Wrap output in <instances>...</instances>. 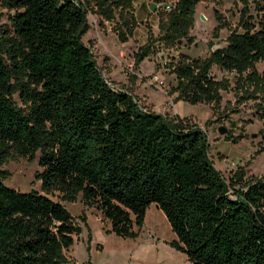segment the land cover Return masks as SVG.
<instances>
[{"label": "trees", "instance_id": "trees-1", "mask_svg": "<svg viewBox=\"0 0 264 264\" xmlns=\"http://www.w3.org/2000/svg\"><path fill=\"white\" fill-rule=\"evenodd\" d=\"M148 1L160 7L158 34L148 31L135 65L156 48L191 45L196 5L214 0ZM134 2L0 0L10 13L0 26V166L23 158L40 168V190L29 192L6 186L0 170V264H71L65 253L78 226L62 202L78 196L119 238L135 239L154 204L175 235L170 245L192 264H264V176L242 166L224 178L204 130L142 106L103 76L82 42L92 14L127 43L138 26ZM240 3L225 46L167 65L175 81L167 94L215 114L231 93L230 112L250 103L264 126V0ZM216 20L213 39L226 27ZM240 130L225 141L237 144Z\"/></svg>", "mask_w": 264, "mask_h": 264}, {"label": "rangeland", "instance_id": "rangeland-1", "mask_svg": "<svg viewBox=\"0 0 264 264\" xmlns=\"http://www.w3.org/2000/svg\"><path fill=\"white\" fill-rule=\"evenodd\" d=\"M150 4L148 0H135L138 26L133 37L124 44L119 43L112 32L113 23L100 22L97 16L87 15L89 30L82 37V42L91 49L103 76L117 87L130 90L139 103L149 110L168 118L178 115L197 124L205 131L210 147L209 156L224 178H229L242 166H245L246 176H264V126L255 118L250 103L239 105V113H231L230 108L236 106L233 96L222 93V102L214 114L211 105H189L183 101L175 103V95L167 94L175 85L174 76L167 65L176 62L179 54L205 58L210 51L225 46L227 36L237 25L240 0L198 3L189 33L193 37L191 45L180 42L172 48H156L153 54L135 65V54L150 42L148 31L153 37L158 34L157 12L160 7L155 4V9L151 11ZM9 15L0 6V26L8 23ZM217 15L226 27L220 30L218 38L213 39L212 31L218 25ZM211 74L217 78L221 76L215 67ZM229 78L232 81V77ZM14 101L20 105L17 96H14ZM232 122L237 127L235 130L230 124ZM220 129H224L225 133L220 134ZM240 129L244 135L242 140L237 144L225 141L230 132L237 136ZM0 170L9 174L4 181L6 186L20 192L40 190V183L35 178L40 170L37 159H9L0 166ZM62 205L80 228L75 236V244L65 253L71 264H192L184 253L170 245L175 235L164 214L154 204L147 209L144 224L135 239H122L109 233V225L101 221L94 208L85 207L80 196L76 202H62ZM82 215L86 217L85 225L80 220Z\"/></svg>", "mask_w": 264, "mask_h": 264}, {"label": "water", "instance_id": "water-1", "mask_svg": "<svg viewBox=\"0 0 264 264\" xmlns=\"http://www.w3.org/2000/svg\"><path fill=\"white\" fill-rule=\"evenodd\" d=\"M154 9H155V5L154 4H150V10L153 11ZM219 133L220 134H224L225 133V130L224 129H220L219 130ZM76 231H77V233H79L80 232V228L77 227Z\"/></svg>", "mask_w": 264, "mask_h": 264}]
</instances>
